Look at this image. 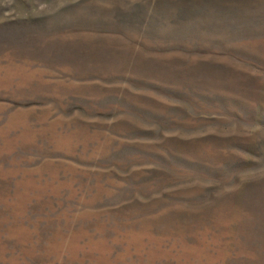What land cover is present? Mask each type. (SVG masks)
Instances as JSON below:
<instances>
[{
	"label": "rangeland",
	"instance_id": "374dc122",
	"mask_svg": "<svg viewBox=\"0 0 264 264\" xmlns=\"http://www.w3.org/2000/svg\"><path fill=\"white\" fill-rule=\"evenodd\" d=\"M0 264H264V0H0Z\"/></svg>",
	"mask_w": 264,
	"mask_h": 264
}]
</instances>
